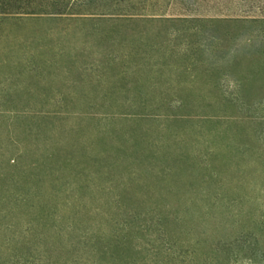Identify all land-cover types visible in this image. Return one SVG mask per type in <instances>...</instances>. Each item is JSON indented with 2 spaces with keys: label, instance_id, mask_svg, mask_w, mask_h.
<instances>
[{
  "label": "rangeland",
  "instance_id": "rangeland-1",
  "mask_svg": "<svg viewBox=\"0 0 264 264\" xmlns=\"http://www.w3.org/2000/svg\"><path fill=\"white\" fill-rule=\"evenodd\" d=\"M79 17L0 20V264H264V24Z\"/></svg>",
  "mask_w": 264,
  "mask_h": 264
},
{
  "label": "trees",
  "instance_id": "trees-1",
  "mask_svg": "<svg viewBox=\"0 0 264 264\" xmlns=\"http://www.w3.org/2000/svg\"><path fill=\"white\" fill-rule=\"evenodd\" d=\"M24 14L84 16L79 18L120 24H264V0H0V20ZM99 245L100 241L92 247L97 258L94 264H113L127 248L118 235L103 244L105 249ZM117 249L120 254L114 252Z\"/></svg>",
  "mask_w": 264,
  "mask_h": 264
}]
</instances>
